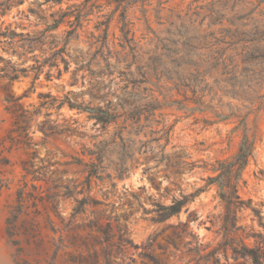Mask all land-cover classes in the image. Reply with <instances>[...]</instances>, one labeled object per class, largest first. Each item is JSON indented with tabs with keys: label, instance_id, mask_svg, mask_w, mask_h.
I'll return each mask as SVG.
<instances>
[{
	"label": "rangeland",
	"instance_id": "rangeland-1",
	"mask_svg": "<svg viewBox=\"0 0 264 264\" xmlns=\"http://www.w3.org/2000/svg\"><path fill=\"white\" fill-rule=\"evenodd\" d=\"M35 1L50 21L70 14L51 32L69 39L70 71L0 77V264H250L223 248L225 208L208 177L247 137L239 223L264 233L251 209L264 222V0H25L0 25L43 29L20 13ZM0 56L20 69L46 54L0 43ZM6 93H26L20 103L37 112L27 130L14 131ZM69 100L112 120L56 108ZM46 119L54 134L41 129ZM179 153L187 164L177 175ZM180 189L195 196L154 222V204Z\"/></svg>",
	"mask_w": 264,
	"mask_h": 264
},
{
	"label": "trees",
	"instance_id": "trees-1",
	"mask_svg": "<svg viewBox=\"0 0 264 264\" xmlns=\"http://www.w3.org/2000/svg\"><path fill=\"white\" fill-rule=\"evenodd\" d=\"M24 2L25 0H0V16L4 17L6 14L10 13L14 7H19ZM42 4V2L35 1L31 3L33 6L28 8L27 13L25 10L20 11V13L26 18H29L30 14L40 18V22L36 25H45L43 29L35 31L34 34H30L29 32L25 33L23 31L18 32L16 29H12L7 25L4 26V21L0 25V43L3 44L4 49L12 50V53H17L19 56H22L28 52H34V49L37 46H40L42 52L46 54L43 60L37 59L36 57L35 64L20 69L18 68V65L20 64L13 61L12 58H4L0 56V72H2L0 73V77L8 80V83H13L21 77L27 76L30 68L34 70V79L39 78L45 67H48V70L46 71V77L48 79L53 77L52 70L54 69L57 70L58 78H62L64 73L70 71V60L65 57L69 39L66 38L62 45H60V37L51 33L52 31L57 30L70 14L63 11L59 17H53L52 21H50L48 15L42 14L46 13L41 7ZM67 21L71 23L72 26L73 21L70 19ZM72 31L73 30L70 29L68 33H71ZM18 48H21L23 52L18 53ZM48 52L50 53L48 54ZM33 56L35 57L36 55ZM2 61L6 64L1 65ZM60 62L64 63V68L60 67ZM73 73H76L75 70ZM75 78L76 79L72 84H76L77 82L76 74ZM26 93L18 96L10 93H6L5 95V100L8 103L7 109L15 116L14 131L21 130L23 132L27 130L31 121L37 116V112H30L20 103L21 98L26 96ZM48 97H53V100L58 99L50 92L39 93V98L41 99ZM64 104H67L71 109L77 108L80 111H89L91 118H95L97 121H101L104 124L109 123L112 120L111 117H106L107 119H104L102 113H104L105 110L102 107H97L96 110H93L91 107L85 106L82 103H74L69 100L60 102L56 108H61ZM40 105L49 108L50 106H53V103L43 100ZM51 114L52 113L47 112L45 113V117H50ZM40 127L43 131L49 130L50 134L55 133L56 126L51 125L47 119L41 122ZM45 135L47 134L45 133ZM252 147L253 146L248 143V138L245 137L236 155L231 159L226 158L217 161L219 167H214L212 169L215 174L208 177V183H214L218 186V193L225 208V217L223 219V237L225 242L222 243L223 248L225 250L230 249L232 253L236 254L238 257L248 259L250 264H264L261 251L262 246H264V233L255 230L253 226L249 227L248 225L239 223L241 218L239 212L245 208H249V205H245V201H243L240 195L239 182L242 179L243 171L252 153ZM175 159L176 161L171 164L174 168L173 173L180 175L184 170V166L187 164L186 156L179 153L175 155ZM75 160V162L79 164L84 163L87 165L90 163L80 158H75ZM91 176L92 173H89V177ZM194 196V193H185L180 189V195H173L169 204L156 202L154 204L155 207L151 209V212L155 213L152 220L154 222H162L170 217L178 215L183 207L189 203ZM79 202L83 203L84 199H81ZM84 203L86 204V201ZM251 209L253 214L259 218V223L264 228L261 210L256 207H251ZM250 239H254L255 243L251 244L249 242Z\"/></svg>",
	"mask_w": 264,
	"mask_h": 264
}]
</instances>
